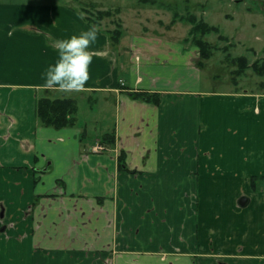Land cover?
<instances>
[{"label": "crops", "instance_id": "1", "mask_svg": "<svg viewBox=\"0 0 264 264\" xmlns=\"http://www.w3.org/2000/svg\"><path fill=\"white\" fill-rule=\"evenodd\" d=\"M121 25L117 44L96 26L85 90L63 93L43 87L56 43L92 25L0 4V264H264V91L201 89L213 55ZM41 96L74 98V125H41Z\"/></svg>", "mask_w": 264, "mask_h": 264}, {"label": "rangeland", "instance_id": "2", "mask_svg": "<svg viewBox=\"0 0 264 264\" xmlns=\"http://www.w3.org/2000/svg\"><path fill=\"white\" fill-rule=\"evenodd\" d=\"M6 3L63 5L76 12L81 7H89L90 3H94L99 9L119 8L118 14L114 13L102 20L104 29L116 27L117 20L129 30L139 26L149 30L168 29L172 35H177L179 42L184 38L185 47L191 44L188 37L191 24L178 17L193 14L196 19L202 18L219 29V33L211 32L204 37L216 48L212 53L213 58L206 60V65L201 68V89L223 91L234 85L231 71L235 66L224 58L226 54H229L228 58L244 55L249 63L264 58V0H156L152 4L140 0H0V4ZM174 12L177 13V18L172 22ZM218 34L224 35L227 40L219 39ZM250 47L257 54L253 55ZM180 55L183 57V53ZM236 79V87L245 86L264 91L261 86L264 84V75H257L251 68H247L245 74ZM79 108L78 115L84 116L86 103L80 102Z\"/></svg>", "mask_w": 264, "mask_h": 264}, {"label": "trees", "instance_id": "3", "mask_svg": "<svg viewBox=\"0 0 264 264\" xmlns=\"http://www.w3.org/2000/svg\"><path fill=\"white\" fill-rule=\"evenodd\" d=\"M143 3H154L156 0H140ZM79 11H83L86 16L85 20L92 26H101V22L105 17H109L111 15L118 14L120 12L119 8L114 9H99L94 3H90L89 7H81ZM177 13H173L172 22L176 20ZM181 20H186L191 24V27L188 31V37H190V42L198 48V52L200 55L199 65H203L202 59L209 58L213 50H215V45L204 39L205 35L215 32L219 33V29L215 25H211L204 21L202 18L196 19V17L192 15H188L185 17L179 16ZM107 32L109 34V38L111 44H117L120 36L122 34V26L121 22L117 20L116 27L113 29L108 28ZM219 39H225L224 35L218 34ZM235 68L231 71L232 73V81L237 83V79L240 76L245 74V70L247 68H251L257 75H264V58L257 59L252 63L248 62V58L244 55H239L236 57L227 58ZM264 87V84L261 85ZM136 97H141L146 100H152L156 102V97L147 94L145 92L141 93H132ZM78 110L77 101L74 98L70 97H49V96H41L37 100V117L39 122L43 126H49L54 128H62L67 126L74 125L76 121V113ZM102 144H107L109 146L114 143V132H108L103 135L100 139ZM104 144V145H105ZM123 157L121 156L120 162L122 163Z\"/></svg>", "mask_w": 264, "mask_h": 264}, {"label": "clouds", "instance_id": "4", "mask_svg": "<svg viewBox=\"0 0 264 264\" xmlns=\"http://www.w3.org/2000/svg\"><path fill=\"white\" fill-rule=\"evenodd\" d=\"M80 19H85L86 14L77 10ZM99 28L91 26L79 34H73L56 43L59 58L54 65H50L45 73L44 88L59 90L63 93L80 92L85 90L90 79L89 66L93 53L91 45L96 43ZM218 170V169H217Z\"/></svg>", "mask_w": 264, "mask_h": 264}, {"label": "built area", "instance_id": "5", "mask_svg": "<svg viewBox=\"0 0 264 264\" xmlns=\"http://www.w3.org/2000/svg\"><path fill=\"white\" fill-rule=\"evenodd\" d=\"M106 149V146L101 142H95V144L91 147V151L93 152H101Z\"/></svg>", "mask_w": 264, "mask_h": 264}, {"label": "water", "instance_id": "6", "mask_svg": "<svg viewBox=\"0 0 264 264\" xmlns=\"http://www.w3.org/2000/svg\"><path fill=\"white\" fill-rule=\"evenodd\" d=\"M247 198L246 197H242L239 199V205L240 206H244L247 203Z\"/></svg>", "mask_w": 264, "mask_h": 264}]
</instances>
